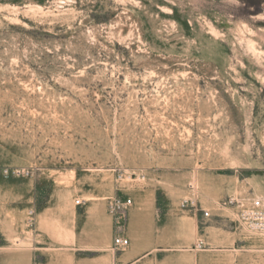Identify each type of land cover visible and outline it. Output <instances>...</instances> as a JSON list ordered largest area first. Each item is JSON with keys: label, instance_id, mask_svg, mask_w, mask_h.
Segmentation results:
<instances>
[{"label": "rangeland", "instance_id": "374dc122", "mask_svg": "<svg viewBox=\"0 0 264 264\" xmlns=\"http://www.w3.org/2000/svg\"><path fill=\"white\" fill-rule=\"evenodd\" d=\"M4 168L21 172L0 178L9 252L93 259L126 196L130 231L179 221L264 264V236L223 207H264V4L0 0Z\"/></svg>", "mask_w": 264, "mask_h": 264}, {"label": "crops", "instance_id": "0c3cea01", "mask_svg": "<svg viewBox=\"0 0 264 264\" xmlns=\"http://www.w3.org/2000/svg\"><path fill=\"white\" fill-rule=\"evenodd\" d=\"M172 222L169 219L165 220L161 225V230L155 233L135 232L128 229L131 225L127 218L123 237L128 239L129 245L125 250L119 253L113 250L114 230L111 225L105 239H103V234L101 237L96 236L98 234L95 233L91 234L93 240L99 239L109 246L107 251L93 259L84 258L74 261L71 258V262H68L67 258L70 257L67 255L48 256L41 253L47 248L36 247L34 243L33 249L28 247L22 251L13 252L2 249L7 247L2 245L0 246V264H33L36 257L40 255L44 257L42 264H243L235 259V250H230L229 247V250L216 251L219 245L224 243L218 237L213 240L203 229L197 232L189 229L183 230L181 222L178 221L174 225ZM229 239L226 238L225 242ZM198 244H202L203 248L196 249Z\"/></svg>", "mask_w": 264, "mask_h": 264}, {"label": "built area", "instance_id": "2783aa9c", "mask_svg": "<svg viewBox=\"0 0 264 264\" xmlns=\"http://www.w3.org/2000/svg\"><path fill=\"white\" fill-rule=\"evenodd\" d=\"M21 175V172L17 169L10 170L7 168L0 170V178L9 179V178H18ZM124 173L118 170L117 172V181L122 180ZM132 176L130 175L129 178ZM187 201H184V203ZM81 201H76V205H80ZM132 207V200L126 196L124 197H114L107 200L106 210L108 215L113 220L114 225V237L112 242L113 250L117 253L125 250L128 245V239L123 237L125 231V224L127 221V214L129 209ZM193 208V206H191ZM223 207H236L237 217L239 224L246 226L252 233L259 234L264 236V207L261 201H255L252 205V208L245 209L243 204L239 203L234 199H228ZM34 212L30 211L29 222H33ZM204 217H208V213H203ZM202 244H198L196 249H202Z\"/></svg>", "mask_w": 264, "mask_h": 264}, {"label": "trees", "instance_id": "16d2710c", "mask_svg": "<svg viewBox=\"0 0 264 264\" xmlns=\"http://www.w3.org/2000/svg\"><path fill=\"white\" fill-rule=\"evenodd\" d=\"M241 4L247 8H257L259 5L264 4V0H239Z\"/></svg>", "mask_w": 264, "mask_h": 264}, {"label": "bare ground", "instance_id": "6f19581e", "mask_svg": "<svg viewBox=\"0 0 264 264\" xmlns=\"http://www.w3.org/2000/svg\"><path fill=\"white\" fill-rule=\"evenodd\" d=\"M144 203V202H143Z\"/></svg>", "mask_w": 264, "mask_h": 264}]
</instances>
